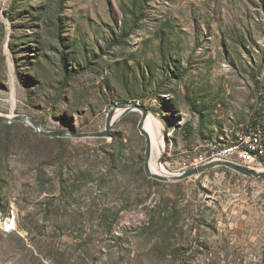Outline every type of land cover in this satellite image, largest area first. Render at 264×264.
I'll list each match as a JSON object with an SVG mask.
<instances>
[{
    "label": "rangeland",
    "instance_id": "rangeland-1",
    "mask_svg": "<svg viewBox=\"0 0 264 264\" xmlns=\"http://www.w3.org/2000/svg\"><path fill=\"white\" fill-rule=\"evenodd\" d=\"M119 103L167 175L241 126L264 143V0H0L1 114L99 131ZM140 117L0 154V264H264V178H149Z\"/></svg>",
    "mask_w": 264,
    "mask_h": 264
},
{
    "label": "water",
    "instance_id": "water-1",
    "mask_svg": "<svg viewBox=\"0 0 264 264\" xmlns=\"http://www.w3.org/2000/svg\"><path fill=\"white\" fill-rule=\"evenodd\" d=\"M116 109H122L124 110V113L127 111H134V110H139L141 113V117L138 121L137 128L140 131V133L145 137L146 144H145V152H144V172L146 176L149 178H154L160 181L182 180V179H186L191 176L201 174L205 172L206 170L216 167V166L226 167L228 169H231L239 174H242L250 178H259V179L264 178V170L256 171L254 168H251V167H248L246 165L239 164L236 162L227 161V160L209 161L207 163L190 168L181 173L171 174L169 176H164V175H160L157 173H153L150 170V164H149L150 156L152 153L151 140H150L148 132L144 128V122L148 115V110L143 105L138 104V103H119V104H114L110 106L107 110V116L105 119L104 128L99 131L77 132L72 129L71 130L55 129V130L45 131L41 129L40 125L35 119L27 115H21V114L12 115L11 117H7L4 114L0 113V120L5 123H12V121H20L24 125H26L28 128H30L31 130L37 133H40L42 135L49 136V137H72V138L104 137L105 138L111 135L110 134L111 128L113 127L115 121L117 120V119L115 120L113 119V115Z\"/></svg>",
    "mask_w": 264,
    "mask_h": 264
},
{
    "label": "built area",
    "instance_id": "built-area-1",
    "mask_svg": "<svg viewBox=\"0 0 264 264\" xmlns=\"http://www.w3.org/2000/svg\"><path fill=\"white\" fill-rule=\"evenodd\" d=\"M213 160H227L264 170V143L260 127L241 126L230 142L209 144L205 153L186 157L172 174L181 173Z\"/></svg>",
    "mask_w": 264,
    "mask_h": 264
},
{
    "label": "trees",
    "instance_id": "trees-1",
    "mask_svg": "<svg viewBox=\"0 0 264 264\" xmlns=\"http://www.w3.org/2000/svg\"><path fill=\"white\" fill-rule=\"evenodd\" d=\"M259 123H255L254 126H257ZM39 137L49 140H59V138H50L45 137L43 135H40L39 133L31 130L30 128L22 125L19 122H12V123H5L0 120V154H4L8 152L11 148H19L27 146V144L32 141L36 140ZM116 143L114 141L113 145ZM139 169V172L141 177L143 179H146L147 181H150L151 179L146 178L142 170ZM236 175L238 173L234 172ZM154 209V207H153ZM153 209L151 211H153ZM150 211V213H151ZM168 210L167 207L160 208V205L156 206V209L153 211V213L150 215V221L155 220V227L163 228V226H166V222L168 221L167 218ZM150 222H146L145 224H149ZM153 223V221H152ZM167 232V231H166ZM163 233L161 237L164 235Z\"/></svg>",
    "mask_w": 264,
    "mask_h": 264
},
{
    "label": "bare ground",
    "instance_id": "bare-ground-1",
    "mask_svg": "<svg viewBox=\"0 0 264 264\" xmlns=\"http://www.w3.org/2000/svg\"><path fill=\"white\" fill-rule=\"evenodd\" d=\"M124 113V110L122 109H116L113 115V119H118L120 118V116H122V114ZM144 128L146 129V131L149 134L150 140H151V146H152V150L155 151L156 153V157H159L163 151V142L160 138H158V131L160 129V124L159 122L154 119L152 116L147 115L145 122H144ZM151 158V157H150ZM157 160V158H156ZM155 161H150V170L153 173H157L160 175H164V176H169L172 173H170L169 175L164 174V173H168L166 171H164V169L162 168V165H160L161 162L157 161L156 163ZM256 171H260V169H256Z\"/></svg>",
    "mask_w": 264,
    "mask_h": 264
}]
</instances>
